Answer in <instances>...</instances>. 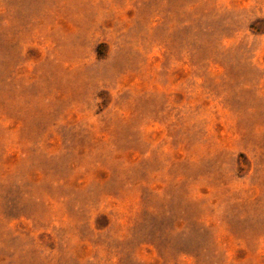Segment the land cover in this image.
Returning <instances> with one entry per match:
<instances>
[{"label": "rangeland", "instance_id": "obj_1", "mask_svg": "<svg viewBox=\"0 0 264 264\" xmlns=\"http://www.w3.org/2000/svg\"><path fill=\"white\" fill-rule=\"evenodd\" d=\"M0 264H264V0H0Z\"/></svg>", "mask_w": 264, "mask_h": 264}]
</instances>
